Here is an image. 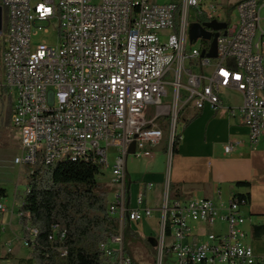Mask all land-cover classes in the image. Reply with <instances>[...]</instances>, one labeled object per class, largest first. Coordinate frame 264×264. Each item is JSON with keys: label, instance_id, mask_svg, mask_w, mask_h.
Wrapping results in <instances>:
<instances>
[{"label": "built area", "instance_id": "built-area-1", "mask_svg": "<svg viewBox=\"0 0 264 264\" xmlns=\"http://www.w3.org/2000/svg\"><path fill=\"white\" fill-rule=\"evenodd\" d=\"M164 1L0 0V89L12 100L10 121L21 149L14 163L92 162L107 169L109 150L116 153L108 212L119 227L98 246L103 264H133L124 252V217L136 225L153 212L143 207V190L130 207L127 156L152 159L157 149L171 154L181 113L222 109L223 91L239 95V106L227 112H239L252 149L264 131V0L241 1L234 18L217 0ZM212 21L226 28L211 31L218 33L216 57L207 58L205 40L190 41L188 30ZM50 27L55 45L32 43L39 33L49 36ZM160 36L167 38L161 42ZM197 42L198 49H187ZM236 146L226 145L224 152ZM242 207L232 197L171 199L166 185L157 264L165 251L176 264H264L245 243ZM6 211L0 203V218ZM17 218L25 219L22 241L31 251L37 230L19 208ZM4 230L0 226V236ZM11 253L7 247L6 255Z\"/></svg>", "mask_w": 264, "mask_h": 264}, {"label": "trees", "instance_id": "trees-1", "mask_svg": "<svg viewBox=\"0 0 264 264\" xmlns=\"http://www.w3.org/2000/svg\"><path fill=\"white\" fill-rule=\"evenodd\" d=\"M231 12L228 10L227 14ZM3 18L5 21V16ZM210 43L202 41L205 51H209ZM3 95L5 90L1 88L0 100ZM8 101L10 118V97ZM198 114L199 111L184 120V125ZM179 141L178 134L172 143V155L176 153ZM102 170V165L92 162L35 166L29 176L19 212L29 215V226L37 230V236L29 258L22 260L21 264H103L104 259L98 246L116 234L119 222L108 212L109 192L98 181L99 176L103 175ZM249 185L247 182L235 184L236 187ZM125 190L129 198L130 185L127 182ZM0 197H5L3 189H0ZM169 198H178L176 191L170 186ZM232 198L243 206L249 201L245 194H234ZM19 224L25 237V219L21 218ZM251 236L254 240H260L264 236V226H253ZM132 240L141 241L156 257L157 252L151 242L133 231L125 216L123 244L124 252L130 257L127 242ZM60 250L65 251V256H60Z\"/></svg>", "mask_w": 264, "mask_h": 264}, {"label": "crops", "instance_id": "crops-1", "mask_svg": "<svg viewBox=\"0 0 264 264\" xmlns=\"http://www.w3.org/2000/svg\"><path fill=\"white\" fill-rule=\"evenodd\" d=\"M241 1L243 0H217L227 11L230 8L235 9ZM261 55L264 62V48L261 49ZM221 103L222 109L213 111L209 106H205L196 118L178 127L180 141L176 153L167 154L164 192L167 185L168 191L169 186L176 191L178 199L205 198L214 201H228L234 194L248 195V204L241 208L245 219L242 228L246 235L245 243L252 248L256 256L264 257V236L260 240H254L251 236L253 226H264V131L255 150L252 149L248 139L249 129L243 124L239 112L235 110L233 115L227 112V108L238 107L240 99L231 102L221 98ZM188 111V119L196 113ZM235 143H238V146L226 154L224 147ZM157 151L161 152L157 149L154 157L157 156ZM154 157L148 160L147 164H151L155 160ZM238 182H247L250 185L236 187ZM152 188L153 186L150 189ZM150 189L144 185L138 193L143 190L146 195ZM143 207L150 208L147 202H143ZM12 215L17 217V211H6L0 218V226L8 227L7 223L9 220L12 222ZM139 228L136 227L135 231L143 230L142 227ZM141 236L144 235L141 233ZM7 247L11 249L10 255H6ZM11 256L13 250L9 241H0V261L10 264ZM29 256L30 251L26 257L14 259L25 260Z\"/></svg>", "mask_w": 264, "mask_h": 264}, {"label": "rangeland", "instance_id": "rangeland-1", "mask_svg": "<svg viewBox=\"0 0 264 264\" xmlns=\"http://www.w3.org/2000/svg\"><path fill=\"white\" fill-rule=\"evenodd\" d=\"M33 3L41 0H32ZM98 0H94L97 2ZM159 3H164V0H158ZM221 10L226 12V7L221 6ZM232 18L236 16L234 9L230 8ZM192 16V12H189ZM227 14V13H226ZM228 15V14H227ZM230 15V14H229ZM261 16L264 17V11L261 12ZM53 26L56 25L54 21ZM52 27H50L49 36L39 33L37 36L33 37L32 43L36 44L42 40L47 41L49 45H55V34L52 32ZM54 38L53 40H50ZM166 36H160L161 42L166 40ZM199 42L189 46L187 49H198ZM2 52V42L0 41V55ZM3 82V72L2 65L0 62V84ZM220 97L224 101L237 102L239 95L237 93L230 92H221ZM6 95H3L0 100V189H3L5 192V197H0V203L7 207L8 213L11 212V209L15 211L18 210L22 204L23 197L26 192L27 184L29 181V176L35 169V166L32 165H17L14 163L16 157L21 156V149L18 142V133L13 128L8 111L9 103ZM12 103V100H11ZM11 110V108H10ZM189 117V111L185 110L181 113L179 118V125L184 123V120H187ZM161 152L157 151V156L154 157V161L150 164H147V161L150 159H136L132 156H127L126 158V182L130 185V207L133 208L136 205V198L138 196V191L144 185L147 187L148 184H152L153 188L148 190L144 202H147L149 207L153 209L152 216L148 219H145L143 222L138 223V226H131V229L135 231L136 227H142V231H135L139 235L141 233L144 235L147 240H149L156 250L157 254L154 258L149 249L138 240H132L127 242V248L133 258L134 264H157L158 262V247H159V232L160 226L158 224L160 219V209L163 204V194L164 187L167 180V153L165 154L162 149H158ZM166 156H164V155ZM116 153L113 149L109 150L108 164L109 168L103 169L101 176H99L98 181L102 184L103 188L109 192L108 198L109 202L112 201V194L116 191L115 187L110 181V169L113 165ZM153 159V158H152ZM161 191V193H159ZM172 199V198H171ZM12 222L9 220L7 224L8 227H5V232L0 236V241L3 242L9 241L12 246L13 256H11L10 264H21L22 260H15L14 258H24L28 255V249L23 245L22 241V231L18 222L16 215H12ZM140 225V226H139ZM137 229V230H138ZM216 230V227H214ZM14 259V260H13ZM0 264L4 262L0 261ZM162 264H176L174 256L172 254H166V251L162 257Z\"/></svg>", "mask_w": 264, "mask_h": 264}, {"label": "water", "instance_id": "water-1", "mask_svg": "<svg viewBox=\"0 0 264 264\" xmlns=\"http://www.w3.org/2000/svg\"><path fill=\"white\" fill-rule=\"evenodd\" d=\"M3 24V11L2 7L0 6V31L2 29ZM226 28L225 23H218L215 21L209 23H192L189 26L188 34L190 41L194 42L197 39H202L205 41H210V49L205 54L207 58H215L216 57V38L218 33H212L211 31H220ZM204 53H202L203 55ZM133 151V145L130 147V152Z\"/></svg>", "mask_w": 264, "mask_h": 264}]
</instances>
